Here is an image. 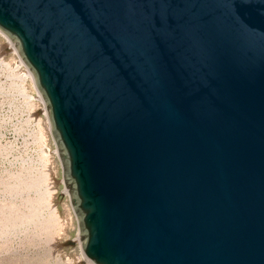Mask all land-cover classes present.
I'll use <instances>...</instances> for the list:
<instances>
[{"label": "water", "instance_id": "95a60500", "mask_svg": "<svg viewBox=\"0 0 264 264\" xmlns=\"http://www.w3.org/2000/svg\"><path fill=\"white\" fill-rule=\"evenodd\" d=\"M129 18L135 47L114 24ZM72 22L111 68L103 95L69 61ZM0 32L45 105L89 264H264V0H0Z\"/></svg>", "mask_w": 264, "mask_h": 264}, {"label": "rangeland", "instance_id": "374dc122", "mask_svg": "<svg viewBox=\"0 0 264 264\" xmlns=\"http://www.w3.org/2000/svg\"><path fill=\"white\" fill-rule=\"evenodd\" d=\"M19 60L0 50V264H87L45 105Z\"/></svg>", "mask_w": 264, "mask_h": 264}, {"label": "snow or ice", "instance_id": "6c2138e0", "mask_svg": "<svg viewBox=\"0 0 264 264\" xmlns=\"http://www.w3.org/2000/svg\"><path fill=\"white\" fill-rule=\"evenodd\" d=\"M48 23L55 24V20ZM167 17L161 18L157 27L160 29L161 39H167L166 31ZM115 27L121 33V38L125 46L135 47L142 38L137 24L131 18L117 20ZM82 29L76 22L70 23L62 32L61 38L67 50L70 63L78 69H85V79L90 82L91 87L101 95L107 93L113 87L112 71L108 64L101 61L95 54L90 45L81 39Z\"/></svg>", "mask_w": 264, "mask_h": 264}, {"label": "bare ground", "instance_id": "6f19581e", "mask_svg": "<svg viewBox=\"0 0 264 264\" xmlns=\"http://www.w3.org/2000/svg\"><path fill=\"white\" fill-rule=\"evenodd\" d=\"M0 50L3 52V55H9V54H16V55H18L17 52H16V50L12 47L11 43L9 42V40L7 41V44L5 46L1 47ZM17 65H18V68L24 67L26 69V72L23 73V79H31L33 81V78L31 76V74L29 73L28 69L23 64V62L21 61V59L18 61ZM35 100H37L38 102H42V100L40 99V96H39L38 92H37V96H36ZM42 111H43L42 114L47 117L46 110L44 109ZM38 116H41V115H38Z\"/></svg>", "mask_w": 264, "mask_h": 264}, {"label": "built area", "instance_id": "2783aa9c", "mask_svg": "<svg viewBox=\"0 0 264 264\" xmlns=\"http://www.w3.org/2000/svg\"><path fill=\"white\" fill-rule=\"evenodd\" d=\"M2 33V32H1ZM7 39V38H6ZM7 41H8V39H7Z\"/></svg>", "mask_w": 264, "mask_h": 264}]
</instances>
